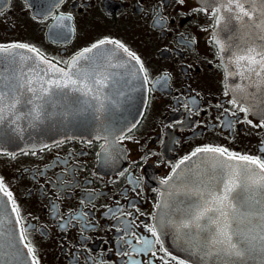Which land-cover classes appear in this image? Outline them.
<instances>
[{
    "label": "flooded vegetation",
    "instance_id": "obj_1",
    "mask_svg": "<svg viewBox=\"0 0 264 264\" xmlns=\"http://www.w3.org/2000/svg\"><path fill=\"white\" fill-rule=\"evenodd\" d=\"M200 7L197 0H6L0 6V44H28L56 63L108 38L148 70L145 104L135 127L117 137L119 152L109 156L101 147L108 141L84 137L0 152V177L31 226L25 242L40 264H176L166 253L194 264L163 240L165 251L156 245V257L133 253L140 245L117 229L127 225L154 239L145 225L156 224L160 181L196 147L264 155V127L253 126L260 117L231 115L237 105L229 103L234 96L213 42L215 18L211 10L194 11ZM69 14L71 21H60ZM237 117L252 124L226 126Z\"/></svg>",
    "mask_w": 264,
    "mask_h": 264
},
{
    "label": "snow or ice",
    "instance_id": "obj_2",
    "mask_svg": "<svg viewBox=\"0 0 264 264\" xmlns=\"http://www.w3.org/2000/svg\"><path fill=\"white\" fill-rule=\"evenodd\" d=\"M3 2L6 0H0V6ZM60 2L62 0H56V3ZM177 2L183 4L184 0ZM201 3L203 7L194 11L211 10L217 27L222 24L227 26L235 20L246 29L244 43L239 46L238 51H232V46H226L215 33L213 42L218 47L222 60L225 52L230 53L228 61L236 68L235 75L251 82L244 87L237 84L232 89L244 93L241 99L245 102L241 103V99L234 96L229 103L237 107L231 115L237 116V113H244L245 117L250 113L258 115L261 122L253 126L264 127V0H201ZM59 19L71 21L72 17L70 14L61 15ZM105 45H114L115 49L122 50L129 60L139 66V72L143 73V84L149 83L148 70L141 58L120 41L108 38L99 40L83 49L70 61L56 63L28 44L21 42L0 44V121L4 120L6 113L15 115L17 106L22 103L32 106L28 115L37 121L47 118L52 114L51 110L57 107H63L62 116L69 120L88 109L100 114L111 111L112 104L116 103L115 96L123 93L114 94L108 83L109 76L100 71L103 68V55H87L100 50ZM17 49L35 56L39 62L36 67L28 64L23 56L17 57L15 51ZM108 52L111 54L114 49ZM31 59V56L27 58V60ZM82 60L89 61L87 66L81 64ZM58 63H64L66 67L58 68L56 66ZM39 65L46 67L40 68ZM110 66L115 67V65ZM248 87L254 88L255 91H247ZM69 91L90 97V101H81L77 98L71 103L83 106L69 108L68 105L61 103L67 100ZM25 93H30L31 96L22 101ZM225 95H228L227 91ZM19 118L20 116H15V119ZM93 119L100 122L99 128L104 133L103 138L108 141L107 147L101 146L104 153L111 156L113 152H119L116 146V129L104 123L101 115H95ZM234 123L252 124V121L240 120L237 117L235 121H227L226 126L231 128ZM3 142L0 135V143ZM2 151L3 149H0V152ZM260 151L264 153V147ZM201 154H211L215 162L208 165L205 175L194 184L184 182V193L195 199H190L184 208L171 205L172 208H176L175 219L164 213L168 218L163 223L158 219L155 225H145V230L151 233L154 239L138 236L127 225L123 230L117 229V231H124L125 234L135 238V243L140 247H133V253H150L152 257H156L157 250L165 251L162 244L163 229L171 224L175 227L178 238H183L191 249L201 255L202 259H209L212 264H264V155L241 154L223 146H198L173 166L172 174L163 178L160 183L169 184L183 172L182 165ZM9 155L14 154L9 153ZM0 193L6 196L12 205L11 210L15 214L19 239L25 241L26 227L31 226L24 223L13 194L6 187L2 177H0ZM88 199L90 201L94 197L89 195ZM156 207L163 209L168 205L164 202L157 204ZM159 215L160 213H157L158 217ZM4 235L5 233L0 232V236ZM14 235L9 232L6 242L0 243V257L8 256L19 261L20 253L14 248ZM121 239L123 240V237ZM124 243L132 245L131 240H125ZM156 245H160V248L154 250ZM24 248L27 249L29 264H40L36 249L28 242L24 243ZM124 254L130 255V253ZM166 254L175 260L176 264H186V261L170 253ZM131 264L136 262L131 261ZM163 264H168V261H164Z\"/></svg>",
    "mask_w": 264,
    "mask_h": 264
},
{
    "label": "water",
    "instance_id": "obj_3",
    "mask_svg": "<svg viewBox=\"0 0 264 264\" xmlns=\"http://www.w3.org/2000/svg\"><path fill=\"white\" fill-rule=\"evenodd\" d=\"M197 1L201 3V0ZM245 31L246 29L242 27L240 22L235 20L227 26L222 24L217 27L214 25L213 28V34L215 33L226 46L231 45L232 51H238L239 46L243 45ZM110 49H114V52L111 54L108 52ZM15 51L17 57L23 56L26 62L32 64L33 67H36L39 63L31 53L20 49ZM98 54L103 55V68L100 71L109 76L108 83L111 85L113 93H123L122 95L115 96L116 103L112 104L111 111L100 114L93 112L92 109H88L81 115H77L69 120L62 116L63 107H57L51 110L52 114L47 118L37 121L28 115L32 106L22 103L17 106L15 115L6 113L4 120L0 121V135H2L4 141L0 143V149H3L2 152H15L36 148L48 142L64 138L84 137L104 139V133L99 128L100 122L93 119L95 115H101L104 123L116 129V137L129 130L135 124L146 101V86L142 81L143 73L139 72V66L134 61L129 60L122 50L115 49L114 45H105L100 50L87 55L93 56ZM229 55V52H225L223 54L224 59H221L226 69V82L233 96L241 99L244 93H241L239 90L232 91V89L237 84L244 87L251 82L235 75L236 68L229 63ZM29 56L32 57L31 60H27ZM88 63L89 61H81V64L84 66H87ZM110 65H115V67H111ZM56 66L58 68L66 67ZM39 67L45 68L46 66L39 65ZM247 91L252 92L255 89L248 87ZM30 96V93H25L22 101ZM77 98L81 101H90V97H84L80 93L69 91L67 100L61 101V103L68 105L69 108H80L83 105H73L71 103ZM244 102L241 99V103ZM16 115L20 116V118L15 119ZM255 116L259 117L258 115ZM14 119L15 123H13ZM214 162L211 154H201L198 157H194L191 161L181 166L183 172L179 176L175 177L169 184L161 185L158 204L166 202L168 207L163 209L156 208V223L158 219L161 223L167 220L168 217L164 213H168L175 219L176 208H184L190 199H195V197H190L184 193V182L194 184L201 176L205 175L208 165ZM171 205H176V208H172ZM11 209L12 205L8 202V198L0 193V221H2L0 232L5 233L4 236H0V243L6 242L9 232L14 233V248L20 253L19 261L8 256H3L0 257V264H29L27 249L24 248L25 241L19 239V231L15 224V214ZM157 213H160L159 217ZM162 240L166 248L172 253L194 264H212L211 260L202 259L201 255L191 249L183 238H178V233L171 224L163 229Z\"/></svg>",
    "mask_w": 264,
    "mask_h": 264
}]
</instances>
